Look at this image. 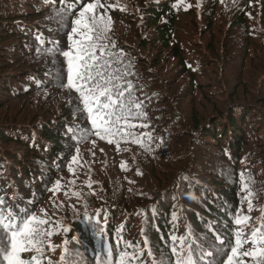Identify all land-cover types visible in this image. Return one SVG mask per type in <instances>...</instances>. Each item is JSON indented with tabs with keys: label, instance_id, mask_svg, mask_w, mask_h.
<instances>
[{
	"label": "trees",
	"instance_id": "1",
	"mask_svg": "<svg viewBox=\"0 0 264 264\" xmlns=\"http://www.w3.org/2000/svg\"><path fill=\"white\" fill-rule=\"evenodd\" d=\"M100 2L111 21L100 63L141 104L113 143L80 140L90 121L62 87L77 5L67 16L65 0H0V199L50 221L53 264L109 251V264L121 251L168 264L181 243L209 264L217 237L234 245L237 216L250 217L249 241L253 225L264 231V0Z\"/></svg>",
	"mask_w": 264,
	"mask_h": 264
},
{
	"label": "snow or ice",
	"instance_id": "2",
	"mask_svg": "<svg viewBox=\"0 0 264 264\" xmlns=\"http://www.w3.org/2000/svg\"><path fill=\"white\" fill-rule=\"evenodd\" d=\"M71 3L76 4L79 11L78 16L71 20L68 33L70 50L61 53L67 60V82L62 83V87L79 94L78 109L86 113V118L90 121V128L80 130L84 133L80 140L83 141L85 136L91 135L107 140L108 143H113V138L117 136L126 139L132 135L130 129L137 127L136 124L129 123L136 118L133 115V108L139 109L141 104L131 99L130 83L127 84V97L125 88L116 84V81L123 79L126 74H118V69L113 71L112 64L107 60L101 64L97 54L98 49L103 50L107 47L103 41L107 38L106 34L110 30L111 23L110 18L106 19L99 15L97 10L110 6L102 4L100 0L94 3L83 0L77 3V0H71ZM183 3L184 0H177V4L173 6L179 7ZM188 7L191 5H185V10ZM75 11L76 9H71L65 0V14L72 16ZM144 126L146 125H140V127ZM116 142L119 144L118 140ZM131 142L141 143L139 138H134ZM76 161L77 157L73 156L72 163ZM59 187L60 182L57 181L55 188L50 191H55ZM251 207L249 200V210ZM249 220L250 217L247 215L237 216L235 219V224L239 228L235 234L234 245L230 242L226 245L223 239L217 237L218 246L214 245L215 252H205L206 256L213 258L209 260V264H243L240 257H250L254 264H264V231L253 225L250 228L249 241L245 232ZM260 221L264 224V216ZM49 224L50 221L41 218L34 209H26L20 213L15 208H8L7 203L0 199V264H44L45 259L47 264H53V261L45 256L46 248L55 252V247L50 243L53 233L47 228ZM248 243L252 245V250L241 251ZM216 257L219 259H215ZM134 258L127 251H121L116 264H131ZM65 259V256L61 255L60 264H64ZM111 259L112 255L109 251L103 260L98 261V264H109ZM152 264H165V262L153 260ZM168 264H194L191 247L185 248L183 243L180 247H173L171 256L168 257Z\"/></svg>",
	"mask_w": 264,
	"mask_h": 264
}]
</instances>
